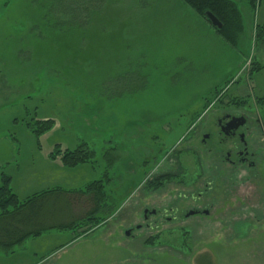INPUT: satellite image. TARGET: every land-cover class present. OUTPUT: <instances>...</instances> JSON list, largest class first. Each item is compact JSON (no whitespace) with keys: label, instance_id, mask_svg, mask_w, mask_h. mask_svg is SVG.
I'll use <instances>...</instances> for the list:
<instances>
[{"label":"rangeland","instance_id":"1","mask_svg":"<svg viewBox=\"0 0 264 264\" xmlns=\"http://www.w3.org/2000/svg\"><path fill=\"white\" fill-rule=\"evenodd\" d=\"M234 1L243 19L237 44H225L214 28L219 42L212 48L196 42L198 14L182 0H0V164L49 159L56 144L86 146L115 183L125 154L133 161L126 175L132 189L123 197L121 189L114 191L115 211H101L97 224L65 230L84 233L46 264H264V106L257 103L264 95V45L255 38L264 5L260 0L252 9L247 0ZM171 11L182 17L169 33ZM257 65L262 68L251 75ZM222 111L248 117L254 165L139 163L155 143L152 136L167 151L178 149L187 144L179 138L190 113L191 123L197 119L196 127H203ZM40 119H52V126L35 134L30 127ZM145 167L149 178L179 172L148 189L150 179L143 182L139 174ZM191 194H201L195 204L208 208L207 215L135 227L144 206L188 208ZM46 210L45 225L76 220L65 208ZM48 231L47 246L66 238ZM23 251L0 256V264L22 258Z\"/></svg>","mask_w":264,"mask_h":264},{"label":"crops","instance_id":"2","mask_svg":"<svg viewBox=\"0 0 264 264\" xmlns=\"http://www.w3.org/2000/svg\"><path fill=\"white\" fill-rule=\"evenodd\" d=\"M264 5V0H263ZM172 17H168L165 20V26L169 25V33H171L173 30L176 31V28L179 27V24L177 22L180 20L182 16L181 13H177L175 11H171ZM170 15V13H168ZM168 15V16H169ZM196 18L197 25H195V33L196 35V42L200 43L201 45L205 46H211L212 48L218 44V38H215V29L214 26L199 17L198 15H193ZM214 30V31H213ZM206 40H208L210 43L206 44ZM225 44L232 47L230 44L224 42ZM239 62L237 58L234 59V63ZM116 149L115 147H112V150ZM109 153V155H112L113 152ZM100 157L102 156V152L99 153ZM97 156H99L97 154ZM96 156V157H97ZM95 157V158H96ZM49 159H12L7 160L3 162V164H0V168L6 172L11 177V188L13 192L19 197V198H25L27 196L33 195L34 193L43 191V190H52L51 194V200L54 203V206H58V208L62 207L65 208L69 214V220L71 218H75L76 220L79 219L77 217L78 213L85 217L86 214L94 209L95 203H94V197L93 194H86L81 193L79 190L83 189L84 186H86L88 183L92 181H101L104 183V194L102 196V200L99 203L98 210L95 214L98 215L99 213L106 211V213H109L111 211H115L116 204L113 205L112 203V196L114 194V191H117L118 189L122 190L121 197L127 196L131 189H132V181H130V186L128 188L127 186V173H132V164L133 161L128 160V155L125 154V160L123 162L124 167L121 173V176L119 178H116V182H110L111 180L110 173L106 171L103 173V171L99 168L96 159L92 162H83L73 167H67L64 166L59 159H51L48 156ZM114 158V157H113ZM2 163V162H0ZM85 204H84V203ZM52 204V203H51ZM84 207L85 209H82ZM86 210V211H85ZM110 214V213H109ZM108 220V219H107ZM107 220H104L103 223H100L99 225L95 226V228L99 229L101 226H104L106 224ZM72 223V222H71ZM65 225L66 223H62ZM59 226V224H58ZM56 225L55 232L57 235L60 236V238H64V240H61L55 247L52 245H45L43 244L44 238L51 237L52 233L50 231L44 230L38 235L35 236H29L25 238L19 245L17 249L13 247V249L9 252H4L0 249V256H12L15 255L18 251H23L24 256L20 259H16V261H11V264H46L48 257L51 253L54 251L62 248L65 243L71 242L77 237L80 236L79 233L76 232L74 234L64 233L67 229H73L74 227H58ZM52 228V229H53ZM94 228V227H92ZM91 228V229H92ZM51 229V228H50ZM83 228H80L79 230H82ZM90 229V230H91ZM96 229V230H97ZM89 231V230H88ZM87 231V232H88ZM107 233V232H106ZM110 232L107 233V235ZM68 234V235H64ZM102 234V233H101ZM43 244V246H39V244ZM26 250V251H25ZM37 258V260H35Z\"/></svg>","mask_w":264,"mask_h":264},{"label":"trees","instance_id":"3","mask_svg":"<svg viewBox=\"0 0 264 264\" xmlns=\"http://www.w3.org/2000/svg\"><path fill=\"white\" fill-rule=\"evenodd\" d=\"M189 5L199 16L210 22L206 17V12L214 14L221 22V28L214 27L217 33L228 44L235 46L237 36L242 30V13L234 0H182ZM249 6L254 9L260 0H247ZM255 38L264 45V6L262 7V20L256 27ZM261 65L253 66L250 70H260ZM242 102V101H241ZM257 103L264 106V95L257 98ZM52 119L36 120V127L31 125V130L35 134H40L52 126ZM29 127V123H27ZM51 159L59 161L67 167H73L83 162L94 161V152L86 146H78L75 149L62 148L56 144L48 155ZM162 181L152 185L153 188H159ZM103 182L97 180L88 183L81 193L93 194L94 209L89 211L82 219H77L70 224H60L58 227H74L83 223L97 224L102 218L95 216L99 203L104 194ZM52 190H43L25 198H19L11 188V177L0 169V249L9 252L16 245L20 244L25 238L35 236L44 230L56 227V225H45L47 215L46 208L53 207L51 200ZM52 203V204H51ZM50 214V213H49ZM151 243V241L149 242Z\"/></svg>","mask_w":264,"mask_h":264},{"label":"flooded vegetation","instance_id":"4","mask_svg":"<svg viewBox=\"0 0 264 264\" xmlns=\"http://www.w3.org/2000/svg\"><path fill=\"white\" fill-rule=\"evenodd\" d=\"M192 116L194 114L190 113L188 118L184 120L183 127L186 130H183V134L179 138L181 141L185 138L187 144L179 146L178 149L172 145L167 151V146L162 145L161 142L157 141L155 136H152L154 138L153 142L155 143L151 148H148V155L142 156L139 163L146 166V164L156 162L158 159H224V161L233 165L237 163L254 165V151L251 150L248 142L249 134H251L248 117L243 114L222 111L215 115L214 121L210 119L204 123L203 127H196L195 122L197 119L191 123ZM241 117H244L245 120L243 121ZM199 130H201L200 135H198ZM194 141L195 143L193 145L192 143ZM183 153H185L186 157L182 155ZM199 153H202L203 156ZM146 169L145 167L144 174L143 172L138 173L142 178L144 177L143 182L150 179L145 184L147 187L159 181L175 178L179 172L168 171L153 175V177L149 178L148 173L145 174ZM148 189L150 188L148 187ZM200 196L201 194H198V196L191 194L190 200L195 206L193 205L184 209H181L182 206L179 204L168 205V207L144 206L141 209L142 223H136L135 227L140 228L145 226L152 228L164 226L167 223L177 222L179 220L184 223L189 217L207 215L209 213L208 208L198 207L195 204Z\"/></svg>","mask_w":264,"mask_h":264},{"label":"water","instance_id":"5","mask_svg":"<svg viewBox=\"0 0 264 264\" xmlns=\"http://www.w3.org/2000/svg\"><path fill=\"white\" fill-rule=\"evenodd\" d=\"M206 17L209 19L210 23L214 26V27H217V28H221L222 24L221 22L217 19V17L212 14L211 12L207 11L206 13ZM243 119V121L245 120L244 117H241ZM242 123V122H241ZM127 234H129V232L127 231L126 232Z\"/></svg>","mask_w":264,"mask_h":264}]
</instances>
